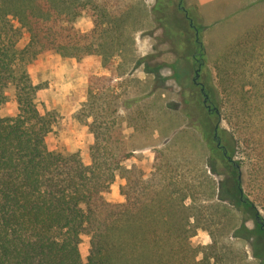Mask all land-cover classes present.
<instances>
[{"label": "rangeland", "instance_id": "obj_1", "mask_svg": "<svg viewBox=\"0 0 264 264\" xmlns=\"http://www.w3.org/2000/svg\"><path fill=\"white\" fill-rule=\"evenodd\" d=\"M180 1L131 0L125 28L119 25L122 17L107 14L103 22L106 30L94 35L92 12L88 10L73 19L72 28L55 31L53 48L38 46L29 64L32 79L40 86L38 108L42 113L53 109L58 114L46 145L48 150L65 155L79 152L89 164L94 134L77 118V112L87 99H94L98 102L94 109L102 111L110 122L117 120L122 129L123 165H135L143 172L136 175L142 181L132 202L122 193L126 183L123 172H118L104 193L109 205L104 207L102 220H107L105 226L111 225L108 232L115 231L111 221L116 219L121 228L130 214L143 219L140 230L159 237L164 230L161 218L175 213L177 209L167 208L174 206L189 221L186 227L193 234L190 242L199 248L200 257L214 264H260L254 256L251 232L256 223L245 220L249 215L238 206L218 200V178H225L226 187L236 191L237 175L223 164L222 175L217 177L205 164L211 154L210 142L199 126L217 120L205 111L201 88L207 79L202 68L196 83L199 65L191 50L185 53L175 48L184 38L191 41L194 33L188 30L185 37L177 35L174 43L158 27L156 19L160 18L187 30V20L175 9ZM183 4L195 8L202 21L203 26H199L205 62L214 73L223 106L243 105L245 111L251 110L253 120L263 123L264 95L256 94L255 88L264 86V0H183ZM77 30L88 33L85 49L72 47L78 40ZM27 41L25 33L23 44ZM10 95L0 108L2 117L18 112L13 90ZM129 101L131 107L125 104ZM221 124L231 127L225 110ZM241 156L243 153L238 152L235 159ZM250 178L252 181L244 182V189L256 199L264 217V185L253 175ZM144 220H149V226ZM240 227L241 236H234ZM89 248L90 237L82 234L80 252L84 260Z\"/></svg>", "mask_w": 264, "mask_h": 264}, {"label": "trees", "instance_id": "obj_2", "mask_svg": "<svg viewBox=\"0 0 264 264\" xmlns=\"http://www.w3.org/2000/svg\"><path fill=\"white\" fill-rule=\"evenodd\" d=\"M129 1L0 0V108L9 101L11 90L18 104L15 115H0V264H214L207 257H200L199 248L190 242L193 234L186 227L189 221L174 206L167 208L177 209L173 210L175 213L161 218L164 230L159 237L140 230L144 227L143 219L130 214L121 228L116 219L111 221L115 231L108 232L111 225L105 226L107 220H102L104 207L109 205L104 193L118 172H123L126 183L121 187L122 193L132 202V195L142 181L136 175L142 176L143 172L135 165L130 168L123 165L122 129L117 120L110 122L102 111L94 109L98 108L97 101L87 99L77 112V118L94 134L89 164L83 162L79 152L65 155L48 150L46 145V136L58 123V114L53 109L42 113L38 108L40 86L29 72L38 46L53 48L55 31L72 28L73 19L88 10L92 12L93 35L106 30L103 22L107 14L122 17L119 25L123 29L132 6ZM175 9L187 20V30L160 18L156 20L174 43L175 36L185 37L188 30L194 33L192 42L184 38L175 48L180 47L185 53L190 49L207 79L201 94L207 97L211 109L205 105V111L217 120L199 126L210 142L211 154L205 164L217 177L222 175L223 164L237 175L236 191L226 187L225 178H218V200L238 206L249 215L245 220H254L256 226L251 229L254 256L264 264V225L256 214L261 220L264 217L256 199L244 189V182L252 181V175L264 185V103L261 102L263 113H259L263 114L260 118L263 123L253 120L251 110L245 111L243 105L223 106L214 73L205 62L200 16L195 8H185L183 0ZM25 33L28 41L23 44ZM76 35L78 40L72 47L87 48L84 42L88 33L77 30ZM227 75L226 72V78ZM255 91L263 96L264 86L256 85ZM256 94L253 97L259 99ZM125 104L132 105L131 101ZM223 110L231 127L221 124ZM216 126L218 133L213 138ZM238 152L243 156L235 159ZM147 208L150 209L149 205ZM144 221L149 226V220ZM241 229L237 228L234 236H241ZM82 234L90 237L86 260L80 252Z\"/></svg>", "mask_w": 264, "mask_h": 264}, {"label": "flooded vegetation", "instance_id": "obj_3", "mask_svg": "<svg viewBox=\"0 0 264 264\" xmlns=\"http://www.w3.org/2000/svg\"><path fill=\"white\" fill-rule=\"evenodd\" d=\"M200 67H201V65L199 64L198 68L196 69V76L194 77V81L196 83H199L198 78H199V75H200V72H199L200 71ZM201 91H203V86L201 88ZM203 102H204L205 105H207V106L209 105L207 103V97L206 96L203 98ZM209 109H211V106L210 105H209ZM217 133L218 132H217V126H216V129H215L214 134H213V138H216L217 137Z\"/></svg>", "mask_w": 264, "mask_h": 264}, {"label": "water", "instance_id": "obj_4", "mask_svg": "<svg viewBox=\"0 0 264 264\" xmlns=\"http://www.w3.org/2000/svg\"><path fill=\"white\" fill-rule=\"evenodd\" d=\"M256 215H257V219L261 222L262 225H264V220H261V219L259 218V213H257Z\"/></svg>", "mask_w": 264, "mask_h": 264}]
</instances>
